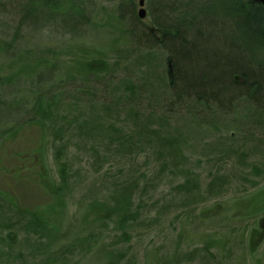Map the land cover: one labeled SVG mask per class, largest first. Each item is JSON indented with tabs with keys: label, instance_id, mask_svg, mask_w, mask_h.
<instances>
[{
	"label": "rangeland",
	"instance_id": "rangeland-1",
	"mask_svg": "<svg viewBox=\"0 0 264 264\" xmlns=\"http://www.w3.org/2000/svg\"><path fill=\"white\" fill-rule=\"evenodd\" d=\"M201 3L195 10L200 17L222 19L221 9ZM99 6L82 37L57 34L59 20L51 22L52 29L16 42L14 28L0 31V195L27 212V227L36 231L25 236L15 227L14 247L7 248L10 230H0V254L10 252L0 264H264L263 130L239 126L232 122L234 113L226 115L224 109L218 121L208 120L214 126L199 122L186 105L172 106L168 81L148 77L153 88L144 86L147 65L136 59L148 50L134 51L135 41L121 35L112 1ZM223 35L227 52L236 36L228 25ZM7 43L12 44L8 53ZM45 47L61 53L58 61L45 53L36 58L35 51ZM14 51L30 55L20 61ZM154 52L163 73L166 53L157 47ZM117 55V80L130 78L139 90L148 88L138 99L128 100L120 88L108 86L120 83L103 73L91 76L87 91L84 83L75 84L76 73L74 81L66 79L74 56L111 64ZM149 60L155 65L154 57ZM57 90L64 98L60 115L74 120L59 121L65 129L61 140L55 137L59 130L43 126L33 112L40 93ZM148 117H154L150 130L157 122L166 125L162 138L177 135L179 156L169 154L162 139L144 133L141 125ZM116 131L132 144L114 142ZM214 177L220 189L210 193ZM187 178L197 183L193 192L181 188ZM1 212L4 225L11 219Z\"/></svg>",
	"mask_w": 264,
	"mask_h": 264
},
{
	"label": "trees",
	"instance_id": "trees-1",
	"mask_svg": "<svg viewBox=\"0 0 264 264\" xmlns=\"http://www.w3.org/2000/svg\"><path fill=\"white\" fill-rule=\"evenodd\" d=\"M105 1L114 3V15L118 17L121 35L124 38L129 35L135 41L133 50L139 51L141 48L148 50L143 56L140 53L139 58L136 59L147 65V69H145L147 78L144 79V86L153 88L150 82L151 78L156 82L160 80L161 83L168 81V87L173 95L172 106L174 104L186 105L187 113L193 115L199 122L218 121L219 110L224 109L226 115L234 113L232 122L237 120L239 126L241 122L248 123L251 130L260 129L264 132V4L259 0H145L146 18L151 21L149 25L143 21L145 18L138 15L139 0H0V31L2 28L4 30L14 28L11 38L12 42H16L25 34L36 36L40 30L52 29L50 28L51 22L59 20L62 23L61 30H58L57 34L69 39L82 37L86 32V27L93 22L94 16L102 8L99 5L104 4ZM208 1L209 3H207ZM214 1L219 3L212 4L211 2ZM201 2H205L211 10L221 9L219 15L222 19H215L208 15L200 17V14L195 10L197 4H202ZM189 7L193 8L192 11H189ZM1 22H5V25L2 26ZM125 22L128 24L127 27ZM227 25L236 36V40L233 42L230 40L232 42L229 44L230 50L226 52V50H222V47L228 45V40L226 41L223 35ZM9 46L12 44L7 43L6 53H8ZM115 46L118 50V46ZM156 47L166 53L167 66L163 73L157 70L159 54L154 52ZM117 52L119 53L120 50ZM44 53L47 58L55 62L58 61V55L61 54L55 49L50 50L46 47L37 49L34 54L36 58H40ZM14 55H16V60L23 61L30 54L14 51ZM84 57L74 56L68 64L66 63V79L70 78L74 81V73H76L80 80H77L75 84L79 82V85H82L84 83L85 86L87 85L86 91L90 85L89 82L93 80L91 76L99 77L101 73L118 81L120 86L114 84V81L112 85L108 86L115 87V89L116 87L120 88L121 94L125 95L128 100L138 99L141 96V91H147L148 88L139 90L141 85L137 86L130 78L117 80L115 69L121 63L120 56L117 55L115 63L111 64L102 58L90 60L85 57V59H81ZM153 57L156 63L151 66L149 59ZM170 63L171 70L169 69ZM42 75V72L39 73L38 81L41 80ZM77 76L76 78H78ZM48 93L49 91L40 93L33 112L39 115L42 121L44 120L43 126L45 124L46 128L48 125V129L59 130L60 133H56L55 137L61 140V132H65L63 124H70L69 122L74 120L68 119L67 115H60L63 95L58 90L51 94ZM152 93V96L155 97L156 92ZM43 104L46 109L42 108ZM172 106L169 108L172 109ZM240 107L241 110L238 111ZM133 115L139 119L136 112ZM32 119L33 117L30 119L31 122ZM59 121L60 123L65 122L60 124ZM153 121L154 117L142 123L141 126L146 127L144 133H151L156 136V139H162L161 145L167 147L168 153L179 156L180 146L178 145L179 140L176 138L177 135L173 136L175 140L166 136L162 138L163 135L160 133L164 131L166 125L157 122L158 127L150 130L149 124ZM208 123L214 126L212 121H208ZM235 127H226V129L233 130ZM115 129L116 127H114ZM116 132L113 135L114 142L132 144L129 142L130 139L124 138L122 134ZM257 141L253 139V142ZM259 142L263 145L262 152L264 154V138ZM62 165L64 167L65 163L62 162ZM260 170V167H255L257 176L261 175ZM61 175L62 182H64L66 174ZM217 179L219 178L214 177L210 181V193H216L220 189L218 188L220 182ZM191 181L192 179L187 178L181 186L184 192L189 190L193 192L197 188V183H191ZM216 182H219L217 186L214 185ZM123 196L125 197L127 194L125 193ZM4 207L8 208L9 213H5ZM0 210L2 215L11 219L4 225L0 224L1 232L4 229L10 230L8 242L5 241L6 243L3 244L4 241L1 237L0 242L3 246L7 248L13 246L12 236L15 235V230H13L15 227L24 231L25 236L30 233V230L36 232L27 227V222L31 220L27 218L26 214L28 213L24 214V211H19L7 198L1 197V195ZM125 213L124 211L123 214ZM127 218L126 215L122 222L124 223ZM121 225V230L124 231L125 225ZM30 252L34 254L33 251ZM9 253L7 249L3 250V253L0 254L1 263H6ZM27 259L28 257L21 262L24 263Z\"/></svg>",
	"mask_w": 264,
	"mask_h": 264
},
{
	"label": "water",
	"instance_id": "water-1",
	"mask_svg": "<svg viewBox=\"0 0 264 264\" xmlns=\"http://www.w3.org/2000/svg\"><path fill=\"white\" fill-rule=\"evenodd\" d=\"M260 2H262L264 4V0H259ZM139 10H138V15L141 18H146V14H147V10H146V5H145V0H139ZM169 69H172L171 63L169 64Z\"/></svg>",
	"mask_w": 264,
	"mask_h": 264
}]
</instances>
